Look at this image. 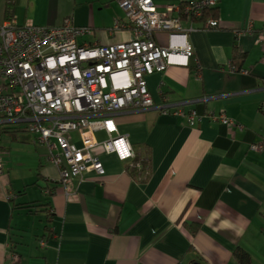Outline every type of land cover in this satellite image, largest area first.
<instances>
[{
  "label": "crops",
  "instance_id": "crops-1",
  "mask_svg": "<svg viewBox=\"0 0 264 264\" xmlns=\"http://www.w3.org/2000/svg\"><path fill=\"white\" fill-rule=\"evenodd\" d=\"M7 1L0 0L1 21ZM153 1L160 7L185 0ZM216 7V27H204L205 18L182 20L194 26L186 65L146 75L156 106L114 115L136 157L146 159L141 168L95 144L90 150L105 172L83 171L66 195L32 133L15 124L0 132V264H264V147H251L264 146V45L256 39L264 0H219ZM68 15L89 27L79 43L132 35L113 27L124 19L115 0H14L12 19L56 26ZM154 38L168 44L166 32ZM163 102L172 111L157 107ZM176 107L194 109L195 121L173 113ZM210 111H223L237 126ZM70 134L82 145L77 132ZM237 248L248 256L235 255Z\"/></svg>",
  "mask_w": 264,
  "mask_h": 264
},
{
  "label": "built area",
  "instance_id": "built-area-1",
  "mask_svg": "<svg viewBox=\"0 0 264 264\" xmlns=\"http://www.w3.org/2000/svg\"><path fill=\"white\" fill-rule=\"evenodd\" d=\"M115 1L124 19L115 18L113 27H127L132 33L115 43L77 42V36L89 27L76 25L69 15L56 26L0 20V130L15 124L32 133L57 167L66 195L73 194L72 179L83 171L105 172L102 161L90 150L95 144L115 151L121 159L133 158L132 167H142L146 159L134 160L136 153L126 134L117 130L114 115L156 106L146 75L170 64L186 65L193 52L186 35L194 26L185 28L182 20L203 18L205 10L219 2L185 0L158 7L153 0ZM218 19L207 16L203 26L216 27ZM158 32L167 33V45L155 40ZM256 39L264 45V28ZM194 63L200 76L199 60L194 58ZM157 107L172 111L166 102ZM260 107L264 111V101ZM173 113L186 116L189 123L197 117L194 109L185 112L176 107ZM207 114L229 128L237 126L223 111ZM99 129L106 131V139L95 138ZM72 131L78 133L82 145L71 140ZM251 147L260 150L264 146L257 142ZM3 169L0 147V174ZM38 243L44 245L42 239Z\"/></svg>",
  "mask_w": 264,
  "mask_h": 264
},
{
  "label": "trees",
  "instance_id": "trees-1",
  "mask_svg": "<svg viewBox=\"0 0 264 264\" xmlns=\"http://www.w3.org/2000/svg\"><path fill=\"white\" fill-rule=\"evenodd\" d=\"M13 5H14V0H8V1L6 2V9H5V18H6V19H12ZM216 8H217V7H211V8H209V9L205 10L203 18H206L207 16H214V17H217V9H216ZM191 55H192V54H191ZM4 129H6V127L2 128V129L0 130V132L3 131ZM138 159H140V158H138V157H135V158H134V160H138ZM145 163H146V161H145L143 164L145 165ZM133 168L139 169V168H137V167H133ZM39 239H40V238H38V239L36 240V244H39V243H38V242H39ZM234 253H235V255H237V256H239V257H242V256L247 257V256H248L247 253H246L245 251H243V250H241V249H239V248L235 249V250H234Z\"/></svg>",
  "mask_w": 264,
  "mask_h": 264
},
{
  "label": "water",
  "instance_id": "water-1",
  "mask_svg": "<svg viewBox=\"0 0 264 264\" xmlns=\"http://www.w3.org/2000/svg\"><path fill=\"white\" fill-rule=\"evenodd\" d=\"M192 264H199L198 262H194V263H192Z\"/></svg>",
  "mask_w": 264,
  "mask_h": 264
}]
</instances>
